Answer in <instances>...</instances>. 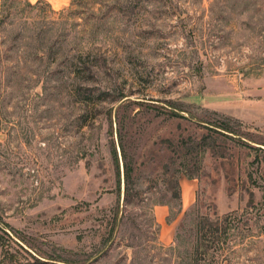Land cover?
I'll return each instance as SVG.
<instances>
[{"label": "rangeland", "instance_id": "374dc122", "mask_svg": "<svg viewBox=\"0 0 264 264\" xmlns=\"http://www.w3.org/2000/svg\"><path fill=\"white\" fill-rule=\"evenodd\" d=\"M251 204L219 262L264 264V0H0V264H191Z\"/></svg>", "mask_w": 264, "mask_h": 264}, {"label": "trees", "instance_id": "16d2710c", "mask_svg": "<svg viewBox=\"0 0 264 264\" xmlns=\"http://www.w3.org/2000/svg\"><path fill=\"white\" fill-rule=\"evenodd\" d=\"M27 1V0H26ZM28 2V1H27ZM29 3V2H28ZM75 73V70H72ZM125 158V157H124ZM124 175H125V181L128 184V181L130 179V173H131V169L124 163ZM248 180L251 182V174L248 173L247 175ZM128 188L126 186L125 188V199L126 196L128 197ZM254 209V206L251 204L249 206H247V209H245L242 214L240 216H238L239 218H237V215L229 213L226 214L225 216H223L222 218L218 219V222L223 223L222 226L220 225H214L215 227L212 228V230H210L209 234H210V240L208 243L209 246H202L200 244L201 241V237L204 234L203 230L205 228V222L203 219H200V221L198 222L197 226H196V245L195 248L193 250V258H191V264H206L208 262H212L214 264H229V261L226 260L225 262H219L218 260L215 259V257L217 256V254H209V251L212 248H217V250H221L223 252V256L225 255H229L232 251V248L230 247L231 244V238L233 233L237 230L239 223L242 222V219H245V221L247 222L249 220L248 216L251 215V211ZM122 219V217H121ZM244 221V222H245ZM113 226H111L110 231L112 230V227L115 226L116 222H117V217L114 218L113 220ZM212 231V232H211ZM204 237V235H203ZM223 238V247H219L218 243L221 241L220 239ZM203 248V249H202ZM217 250H212V252L214 253ZM220 251V253H221ZM222 255V254H221ZM221 255H219V257H221ZM214 259V260H213ZM225 260V258H224ZM223 260V261H224ZM217 261V262H216Z\"/></svg>", "mask_w": 264, "mask_h": 264}, {"label": "crops", "instance_id": "0c3cea01", "mask_svg": "<svg viewBox=\"0 0 264 264\" xmlns=\"http://www.w3.org/2000/svg\"><path fill=\"white\" fill-rule=\"evenodd\" d=\"M29 3H34L40 0H27ZM48 2L53 9H61L66 5L67 0H44ZM196 189V182L194 180H184L181 183V193H180V212H184L194 201ZM154 214L156 217L155 222L160 230V240L163 244H168L171 241L169 236L168 228L172 226L171 222L167 221L168 210L167 207L163 205L154 207Z\"/></svg>", "mask_w": 264, "mask_h": 264}]
</instances>
